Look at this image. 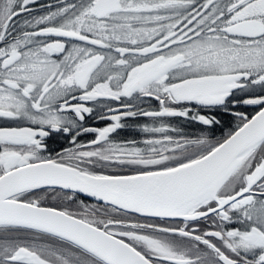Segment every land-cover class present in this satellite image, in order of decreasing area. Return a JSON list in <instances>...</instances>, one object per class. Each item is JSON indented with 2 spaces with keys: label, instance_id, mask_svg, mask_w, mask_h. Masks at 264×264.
<instances>
[{
  "label": "snow or ice",
  "instance_id": "6c2138e0",
  "mask_svg": "<svg viewBox=\"0 0 264 264\" xmlns=\"http://www.w3.org/2000/svg\"><path fill=\"white\" fill-rule=\"evenodd\" d=\"M0 264H264V0H0Z\"/></svg>",
  "mask_w": 264,
  "mask_h": 264
},
{
  "label": "flooded vegetation",
  "instance_id": "af4514ba",
  "mask_svg": "<svg viewBox=\"0 0 264 264\" xmlns=\"http://www.w3.org/2000/svg\"><path fill=\"white\" fill-rule=\"evenodd\" d=\"M56 0H40V3L48 4V3H55ZM89 124H94L96 126H103L104 122L97 123L96 121L89 120ZM127 123L131 124L133 123L131 120L127 121ZM90 137L86 136L85 139H89ZM133 138H139L135 131L131 128H126L121 131L119 139H133Z\"/></svg>",
  "mask_w": 264,
  "mask_h": 264
},
{
  "label": "trees",
  "instance_id": "16d2710c",
  "mask_svg": "<svg viewBox=\"0 0 264 264\" xmlns=\"http://www.w3.org/2000/svg\"><path fill=\"white\" fill-rule=\"evenodd\" d=\"M226 130H227V129H225V131H226ZM216 134H217V135H220L221 133H220V132H217ZM86 203L91 204V203H95V202H92V201L86 200Z\"/></svg>",
  "mask_w": 264,
  "mask_h": 264
},
{
  "label": "water",
  "instance_id": "95a60500",
  "mask_svg": "<svg viewBox=\"0 0 264 264\" xmlns=\"http://www.w3.org/2000/svg\"><path fill=\"white\" fill-rule=\"evenodd\" d=\"M82 198H83V197H82ZM87 200H90V201H92V202H95L94 199H92V198H88Z\"/></svg>",
  "mask_w": 264,
  "mask_h": 264
},
{
  "label": "rangeland",
  "instance_id": "374dc122",
  "mask_svg": "<svg viewBox=\"0 0 264 264\" xmlns=\"http://www.w3.org/2000/svg\"><path fill=\"white\" fill-rule=\"evenodd\" d=\"M72 207H75L74 205Z\"/></svg>",
  "mask_w": 264,
  "mask_h": 264
}]
</instances>
